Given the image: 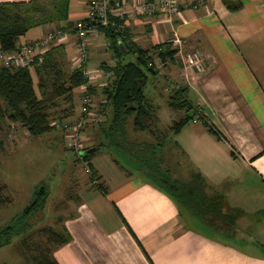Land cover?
<instances>
[{
	"label": "crops",
	"instance_id": "obj_1",
	"mask_svg": "<svg viewBox=\"0 0 264 264\" xmlns=\"http://www.w3.org/2000/svg\"><path fill=\"white\" fill-rule=\"evenodd\" d=\"M11 1L27 0H0ZM87 1L69 0L68 27L85 16ZM177 1L179 11L171 21L137 16L121 33L108 29L109 50L124 60L133 53V44L152 49L169 43L176 33L184 49L199 51L204 61L200 72L175 60L162 66L164 80L185 88L198 108L178 133L167 134L164 159L183 179L198 170L207 193L221 196L222 212H240L232 225L195 215L151 182L126 172L106 152L111 171L97 168L94 156L89 161L105 191L93 187L74 201L62 223L71 238L53 251L58 264H264V252L246 249L264 247V0H240L235 11L224 0ZM52 28L56 26L32 27L17 44L38 40ZM104 40L98 38L89 47L87 65L101 64L97 60ZM54 45H62L64 57L72 60L75 38ZM29 69L38 96L37 76ZM78 97L81 102L80 87L69 101L74 120L80 113L73 104ZM169 120L167 126L175 121ZM23 136H30L27 129Z\"/></svg>",
	"mask_w": 264,
	"mask_h": 264
},
{
	"label": "trees",
	"instance_id": "obj_2",
	"mask_svg": "<svg viewBox=\"0 0 264 264\" xmlns=\"http://www.w3.org/2000/svg\"><path fill=\"white\" fill-rule=\"evenodd\" d=\"M223 2L232 11L242 6L240 0ZM68 10L69 0L0 2V50L14 51L18 47L19 36L35 26L54 24L56 29H67L71 24L68 21ZM111 45L110 41V48ZM131 52L136 54L135 61H124L113 50V64L101 65L104 71L110 73L108 83L102 88L105 96L102 112H106L107 119L98 122L101 139L93 146L84 147V149L93 147L94 150L82 157L89 163L95 154L104 149L114 154L120 153L128 164L125 167L114 156L113 160L116 164L129 174L135 173L151 182L180 208L188 209L206 219L218 217L231 225L234 224L240 210L222 212L221 196L207 193L206 181L198 170H192L189 178L183 179L174 175L173 169L164 159L162 146L167 134L178 133L198 113V108L186 97L185 88L179 87L170 90L167 105L173 110H185L183 115L173 121L166 130L156 126L158 121L155 115L156 109L144 91L147 73L157 74V68L152 64L155 56L165 64L174 61L176 49L172 48L170 43L162 42L154 45L152 49H143L133 44ZM63 57V46L52 44L44 53L42 60L33 64L40 97L35 92L29 68L0 67L2 101L0 121L7 117L11 121L19 122L33 136L50 132L55 128L51 119L52 110L58 106V99L72 101L73 89L87 82L80 67H73L68 72L63 69ZM87 90L91 94L96 91L92 84L88 85ZM185 108L193 109L190 113ZM129 124L133 131H146L153 140L130 137ZM207 128L216 134L210 125L207 124ZM76 161H79L77 157ZM93 173L95 174V171L90 172L89 175L92 184L98 190L105 191L102 183H96L100 177L93 176ZM46 199V188L43 185L36 187L33 198L22 215L27 214L32 208H42ZM10 202L11 197L6 194V185L0 181V208ZM39 232L44 237V241L36 244L29 242L27 238L21 241L26 259L30 264H58L53 257V251L67 243L71 238L70 234L64 225L60 229L45 226L40 228ZM2 243L3 241L0 242Z\"/></svg>",
	"mask_w": 264,
	"mask_h": 264
},
{
	"label": "rangeland",
	"instance_id": "obj_3",
	"mask_svg": "<svg viewBox=\"0 0 264 264\" xmlns=\"http://www.w3.org/2000/svg\"><path fill=\"white\" fill-rule=\"evenodd\" d=\"M62 60L63 69L66 72L70 71L73 68L71 60L67 57H63ZM124 60H135V55L127 53L124 55ZM97 62L101 64L94 66L93 62H89L88 68L90 70L95 67L102 69L101 65H112L114 59L111 52L106 53L101 46ZM161 75L148 72L144 91L156 109L155 115L158 117L156 126L161 130H166L168 126L165 123L170 122L169 118L177 120L179 117L176 116L180 113L183 114L185 110L179 112L167 105V97L171 92L169 85L174 83L164 80ZM108 80V77H98L92 83L96 91L91 95L95 108L102 114L103 122L106 121L107 116L106 112H102L105 99L102 88L108 83ZM158 84L163 86L162 89ZM36 90L39 96L37 87ZM188 100L191 103L189 98ZM69 104H71L69 101L58 99V106L52 110L51 119L55 128L41 135L23 136V131L26 128L19 122L11 121L7 117L0 121V181L6 185V194L11 197V202L0 208V232L3 229V233L0 234V242L3 241L0 244V264H30L22 250V239L27 238L33 244L44 241L39 229L45 226L60 229L64 218L72 213L74 201L81 196V192L94 187L90 180V173L85 171L80 160L76 161V153L67 147V138L64 137L62 125L73 122L75 118ZM73 104L74 111L78 114L81 109L79 97L73 100ZM185 109L191 113L193 108ZM128 128L132 138L153 140L146 131H133L131 124ZM83 135L84 147L95 145L101 139L98 123L85 126ZM106 152L112 158L115 156L125 167L128 164V161L123 159L120 153L114 154L110 150L104 149L95 154L92 159L97 168L101 167L103 170L105 168L111 171L110 167L112 166L107 162ZM110 161L112 163V160ZM89 170H93L90 165ZM138 176L141 178L140 175ZM41 185L46 188L47 193L44 206L32 208L27 214L22 215L25 207L31 202L36 187ZM195 226L202 229L199 225ZM205 232L212 234L207 230ZM236 243L243 246V242L236 241ZM246 249L264 252L260 248L247 247Z\"/></svg>",
	"mask_w": 264,
	"mask_h": 264
},
{
	"label": "built area",
	"instance_id": "obj_4",
	"mask_svg": "<svg viewBox=\"0 0 264 264\" xmlns=\"http://www.w3.org/2000/svg\"><path fill=\"white\" fill-rule=\"evenodd\" d=\"M179 11L177 0H88L86 14L75 20L67 29H52L43 37L35 41L22 43L14 51L2 52L0 50V67L15 66L19 68H31L36 62H40L44 53L52 44L64 42L67 38H75L73 67H80L87 82L80 85L81 109L79 116L71 123H63L64 137L67 138V147L76 153L85 171L90 173L89 163L80 152L84 149L83 129L86 125L102 121V114L95 108L88 85L98 77H110V73L103 69L90 70L87 66L88 49L98 38L105 39L102 46L109 53L110 42L106 39L108 29L123 32L129 21L137 16L152 19L161 16L168 21L173 20ZM169 43L176 49L175 61H181L184 65L194 68L196 71L204 69V61L198 50H186L183 48L181 38L175 33ZM151 64V63H150ZM152 64L157 68V74L162 73L163 63L156 56ZM170 84L169 89L177 88ZM89 170V171H88Z\"/></svg>",
	"mask_w": 264,
	"mask_h": 264
},
{
	"label": "water",
	"instance_id": "obj_5",
	"mask_svg": "<svg viewBox=\"0 0 264 264\" xmlns=\"http://www.w3.org/2000/svg\"><path fill=\"white\" fill-rule=\"evenodd\" d=\"M93 150H94L93 147H92V148H89V149H84V150H82V151L80 152V154H81V155H84V154L89 153V152H91V151H93Z\"/></svg>",
	"mask_w": 264,
	"mask_h": 264
}]
</instances>
